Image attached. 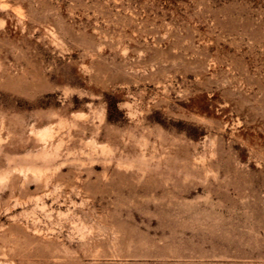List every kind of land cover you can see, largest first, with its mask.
Segmentation results:
<instances>
[{"label": "rangeland", "instance_id": "1", "mask_svg": "<svg viewBox=\"0 0 264 264\" xmlns=\"http://www.w3.org/2000/svg\"><path fill=\"white\" fill-rule=\"evenodd\" d=\"M0 264H264V0H0Z\"/></svg>", "mask_w": 264, "mask_h": 264}]
</instances>
